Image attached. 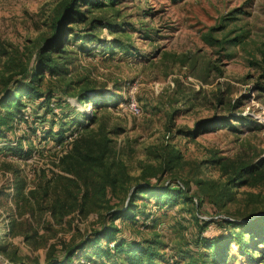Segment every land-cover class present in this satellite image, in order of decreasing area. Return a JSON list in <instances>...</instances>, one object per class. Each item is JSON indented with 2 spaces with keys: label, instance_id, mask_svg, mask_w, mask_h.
Segmentation results:
<instances>
[{
  "label": "rangeland",
  "instance_id": "obj_1",
  "mask_svg": "<svg viewBox=\"0 0 264 264\" xmlns=\"http://www.w3.org/2000/svg\"><path fill=\"white\" fill-rule=\"evenodd\" d=\"M61 1L0 0V86L21 66H31L28 60L50 34ZM80 9L87 21L70 24L77 33L91 19L103 24L88 32L95 35L93 40H74L69 34L68 54L62 55L72 61L70 74H43L39 87L53 90V113L44 115L37 101L23 97L13 129L0 137V148L21 143L23 151L31 149L23 156L0 149V241L29 260L59 255L65 244L98 229L107 209L125 201L126 187L146 176L154 183L185 184L201 205L194 208L179 198L157 208L151 198L154 228L117 220L118 236L156 233L168 263L184 264L180 250L195 252L199 237L230 229L219 222L201 229L197 217L239 219L264 211V165L245 183L230 185L232 199L222 209L210 201L236 167L264 159V0H114ZM208 35L216 40L208 42ZM116 43L126 50L109 53L106 45ZM85 86L91 89L86 91L91 100L80 102L78 93ZM130 96L141 106L140 116L123 110ZM96 100L105 105H94ZM221 117L230 127L188 134L198 122ZM72 118L83 125H76L71 136L70 129L61 142L44 136L51 123L54 131L62 122L70 128ZM102 140L112 150L107 162L122 163L127 180L124 188L112 192L107 187L103 194L98 190L103 177L86 172L89 192L80 210L86 187L71 171L76 160L67 155L77 144L93 150ZM176 151L178 163L161 172ZM20 180L22 199L13 196ZM228 254L226 264H253L239 254L235 241ZM6 259L0 253V264Z\"/></svg>",
  "mask_w": 264,
  "mask_h": 264
},
{
  "label": "trees",
  "instance_id": "obj_2",
  "mask_svg": "<svg viewBox=\"0 0 264 264\" xmlns=\"http://www.w3.org/2000/svg\"><path fill=\"white\" fill-rule=\"evenodd\" d=\"M106 2L112 4L114 0H62L59 3L51 18L50 34L43 38L42 44L38 47L33 60H28L27 64L30 65L31 63V66H21L20 70L16 71L14 75L11 74L0 86V137H6V134L13 129V121L17 120L22 107L25 105L22 101L23 97H27L34 102L37 101V108L39 110L42 109L44 115L49 112L53 113L52 100L55 96L54 92L51 88L41 91L39 82L45 72L60 78L70 74L69 64L72 61H69L66 55H62L68 54L65 44L69 40V34H74V40H93L96 38L95 35L88 32L92 31L95 26L102 25L103 22L98 19H91L81 34L77 33L70 24L87 21L80 6L100 8L108 4ZM214 40L216 39L211 36L207 38L208 42ZM106 46L111 54L116 48L123 50L127 48L123 43ZM87 90L91 89L85 86L78 93L80 102L91 100L87 96ZM93 104L104 106L105 101L96 100ZM93 109H95V106ZM92 115V118H94L95 115ZM65 116L67 114L60 116V118L63 119ZM71 121L70 128L64 127L65 124L62 122L58 124L55 131L53 130L55 123H51L50 126L43 129L44 136H51L57 142H61L66 138L65 132L67 130L70 129L69 135L71 136L78 129V127H75L76 125H79V128L83 125L77 119L72 118ZM226 126L230 127L228 119L223 117L210 118L198 122L195 130L188 134H199L201 131L217 130ZM0 149L17 151V154L19 153L21 156L31 150L28 148L23 151L21 143H17L16 147L6 146ZM111 152V148L105 143V140H102L98 148L94 147L93 150L77 144L70 154L67 155L76 160L74 162L75 168L71 171L74 172L77 180L86 187L80 210L83 209V204L89 192V176H86V172L92 170V172H96V174H100L103 177L102 183L104 185L98 189L103 194H105L107 187L112 192L118 191L119 188H124L123 183L127 180L125 166L122 163H117L116 165L111 162L108 163L107 158L112 154ZM72 154L75 156H72ZM180 158L181 155L178 151L170 154L161 172L172 169ZM213 161V159L208 160L210 163H213ZM263 165L264 159L254 164L236 167L228 181L210 198L212 204L218 209H222L225 206V202L232 199L230 185L236 186L245 183L248 176L255 173L260 174V169ZM94 166L97 167L96 170L93 169ZM126 188L125 201L122 200V203L107 209L101 226L93 230L90 236L87 235L79 242L70 245L65 244L59 255L47 253L43 262L38 259L29 260L27 257L18 255L16 249L9 251L8 243L4 242V240L0 241V253L7 257L6 261L8 264H169L161 251L164 248V243L159 239L158 234L153 233L150 237L144 238L118 236L121 232V227L117 225L116 221H125L130 224H136L140 221L142 227L155 226L156 219L152 218V212L148 208L151 198L155 200L157 208L174 205L179 198L188 200L194 208L199 207L201 201L193 195H188L189 187L183 183L178 182L176 185H172L169 180L164 184L154 183L146 176H142L134 184ZM23 191L24 183L20 180L16 183L13 196L22 199L24 197ZM138 201L141 203H137ZM59 206L62 208L61 205ZM56 207L57 204L52 207L54 213L57 212ZM212 218L207 220L197 217L202 222L200 228H205L210 222H219L225 226L230 225V229L226 233L222 232L199 237L196 240L198 249L195 252L180 250V254L186 259L184 264H226L230 244L234 241L238 245L239 254L247 256V259L253 264H264V211H260L257 215H241L238 217L239 219H229L226 216ZM148 220H151L152 223H147ZM26 237L29 238L28 235Z\"/></svg>",
  "mask_w": 264,
  "mask_h": 264
},
{
  "label": "built area",
  "instance_id": "obj_3",
  "mask_svg": "<svg viewBox=\"0 0 264 264\" xmlns=\"http://www.w3.org/2000/svg\"><path fill=\"white\" fill-rule=\"evenodd\" d=\"M123 106H124L123 110H125L132 116H140L142 113L141 106L132 96H130V98L125 100V102L123 103ZM204 219H207V218H204ZM4 264H8L6 260Z\"/></svg>",
  "mask_w": 264,
  "mask_h": 264
}]
</instances>
